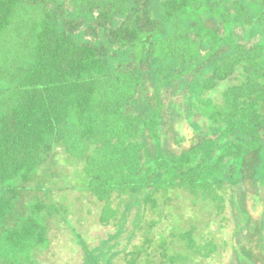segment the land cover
<instances>
[{
	"label": "trees",
	"instance_id": "1",
	"mask_svg": "<svg viewBox=\"0 0 264 264\" xmlns=\"http://www.w3.org/2000/svg\"><path fill=\"white\" fill-rule=\"evenodd\" d=\"M64 231L83 264H264V0H0V264Z\"/></svg>",
	"mask_w": 264,
	"mask_h": 264
},
{
	"label": "rangeland",
	"instance_id": "2",
	"mask_svg": "<svg viewBox=\"0 0 264 264\" xmlns=\"http://www.w3.org/2000/svg\"><path fill=\"white\" fill-rule=\"evenodd\" d=\"M79 229L80 232L86 236L87 243L90 246H96V244L98 243L97 238H99L100 236L106 238L107 232L109 234L115 233V229L111 226L99 229L92 227V230L87 232V228L85 227L84 229ZM88 230H90V225H88ZM56 241H58V243L55 244L57 245V247H53L52 251L49 253L50 264H83L81 250L78 249L77 245L71 241V235L67 231H64L59 234ZM121 243L122 244L118 247V249L122 248V246L125 244V241L122 240ZM122 257L117 260H114L115 264H129L128 262L123 260Z\"/></svg>",
	"mask_w": 264,
	"mask_h": 264
}]
</instances>
